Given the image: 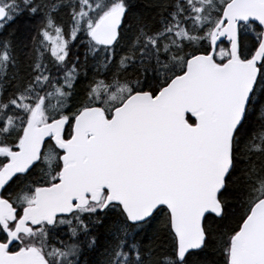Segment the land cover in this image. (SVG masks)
<instances>
[{
	"label": "snow or ice",
	"instance_id": "6c2138e0",
	"mask_svg": "<svg viewBox=\"0 0 264 264\" xmlns=\"http://www.w3.org/2000/svg\"><path fill=\"white\" fill-rule=\"evenodd\" d=\"M133 9L0 0V264H264V0Z\"/></svg>",
	"mask_w": 264,
	"mask_h": 264
},
{
	"label": "trees",
	"instance_id": "16d2710c",
	"mask_svg": "<svg viewBox=\"0 0 264 264\" xmlns=\"http://www.w3.org/2000/svg\"><path fill=\"white\" fill-rule=\"evenodd\" d=\"M153 0H132V4L134 5L133 12L135 14H144V15H149L150 14V5L152 4ZM33 21L27 17L23 16L19 18L15 24L9 28V32H15V40L18 45H22L23 43L26 42V37L29 34V29L32 26ZM141 79H144L143 74L140 75ZM159 227V222H155L153 225V228L149 231L148 236L149 240H147L145 243L150 244L152 242L151 238L153 234L155 233L156 228ZM97 235L100 238V244L101 247L98 249L96 252H89L87 253L84 257L83 260L85 262H91V264H96L97 261L101 259V255L104 251L103 245L107 242L106 237H107V231L106 228L101 227L98 228L97 230ZM209 259H212L211 256H209Z\"/></svg>",
	"mask_w": 264,
	"mask_h": 264
}]
</instances>
